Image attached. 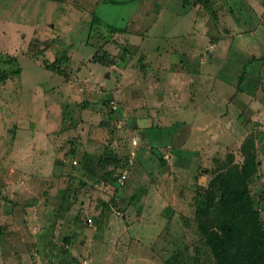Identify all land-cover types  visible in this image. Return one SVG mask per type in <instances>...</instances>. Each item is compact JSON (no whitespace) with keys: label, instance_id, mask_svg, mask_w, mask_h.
Listing matches in <instances>:
<instances>
[{"label":"rangeland","instance_id":"374dc122","mask_svg":"<svg viewBox=\"0 0 264 264\" xmlns=\"http://www.w3.org/2000/svg\"><path fill=\"white\" fill-rule=\"evenodd\" d=\"M184 1L0 0V264H211L194 202L243 147L264 220V0Z\"/></svg>","mask_w":264,"mask_h":264},{"label":"trees","instance_id":"16d2710c","mask_svg":"<svg viewBox=\"0 0 264 264\" xmlns=\"http://www.w3.org/2000/svg\"><path fill=\"white\" fill-rule=\"evenodd\" d=\"M96 17H93L92 24L97 21ZM112 28L114 33L121 31L116 26ZM49 68L53 70L54 64ZM243 151V162L217 173L204 192L203 200L194 202L197 228L213 255L211 264H264V220L260 218L259 209L255 207L248 189V179L256 172L257 161L254 152H250L248 147H243ZM84 165L85 161L82 167ZM88 168L82 172L94 178L96 175ZM115 194L109 201H99V218L108 210H116L119 214L120 211L126 212L129 205L135 204V194L124 204L116 200H121L122 195L119 192Z\"/></svg>","mask_w":264,"mask_h":264},{"label":"crops","instance_id":"0c3cea01","mask_svg":"<svg viewBox=\"0 0 264 264\" xmlns=\"http://www.w3.org/2000/svg\"><path fill=\"white\" fill-rule=\"evenodd\" d=\"M262 25H263V24H262ZM220 34H221V30H220ZM223 37H224V35L221 34V36H219L218 40L223 39ZM213 43H215V42H213ZM254 46H255V45H253V48H254ZM257 46H258V45H257ZM259 49H260V48H257V49H255V50H259ZM254 52H255V51H254L253 49H251L250 52H249V50H247V55H248V57H251V58H249L248 60H246V62L249 63V64H248V65L245 64L244 67L241 68L242 71H243L244 73H243V74H240V77H239L240 82L248 83L249 78H251L250 73H251L252 70L248 71L247 74H246V70L248 69L247 67H249L250 69L254 67L253 62H255V60H254L255 58H256V59H259V60H256V62H259L260 65H263V66H264V54L262 55V54L259 53V54H257L258 56H256V55H253ZM261 61L263 62V64H262ZM258 69H259V67H258ZM217 73H218V72H217V70H216V71L214 72L213 77H217ZM256 75H257L258 78H261V74H260L259 70H257ZM257 82H258V81H256V83H257ZM254 83H255V82H254Z\"/></svg>","mask_w":264,"mask_h":264},{"label":"built area","instance_id":"2783aa9c","mask_svg":"<svg viewBox=\"0 0 264 264\" xmlns=\"http://www.w3.org/2000/svg\"><path fill=\"white\" fill-rule=\"evenodd\" d=\"M126 178H127L126 171H125V172L123 171V172L119 175V179H118V180H119V183L123 185V184H124V180H125ZM89 222H90V221H89Z\"/></svg>","mask_w":264,"mask_h":264},{"label":"water","instance_id":"95a60500","mask_svg":"<svg viewBox=\"0 0 264 264\" xmlns=\"http://www.w3.org/2000/svg\"><path fill=\"white\" fill-rule=\"evenodd\" d=\"M107 76V75H106Z\"/></svg>","mask_w":264,"mask_h":264}]
</instances>
